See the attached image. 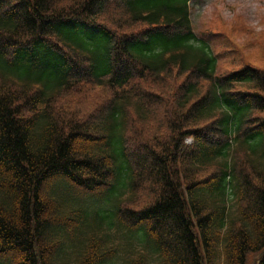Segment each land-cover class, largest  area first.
I'll list each match as a JSON object with an SVG mask.
<instances>
[{"label": "trees", "instance_id": "16d2710c", "mask_svg": "<svg viewBox=\"0 0 264 264\" xmlns=\"http://www.w3.org/2000/svg\"><path fill=\"white\" fill-rule=\"evenodd\" d=\"M193 1L0 0L11 264H264V45Z\"/></svg>", "mask_w": 264, "mask_h": 264}, {"label": "rangeland", "instance_id": "374dc122", "mask_svg": "<svg viewBox=\"0 0 264 264\" xmlns=\"http://www.w3.org/2000/svg\"><path fill=\"white\" fill-rule=\"evenodd\" d=\"M189 14L195 33L210 34L233 29L234 40L242 44V51L247 58L260 64V59H256L259 56V45H264V35H258L256 31L264 29V0H196L190 3ZM232 22L235 24L232 25ZM93 38L99 42L103 40V35L96 33ZM99 52L96 54L100 57ZM119 190H122L119 198L126 195L124 188ZM103 202L107 204L105 200ZM106 208H109L108 204ZM109 233L112 234V230ZM0 264H11L9 255H0Z\"/></svg>", "mask_w": 264, "mask_h": 264}]
</instances>
